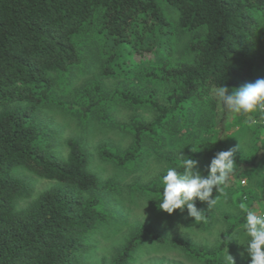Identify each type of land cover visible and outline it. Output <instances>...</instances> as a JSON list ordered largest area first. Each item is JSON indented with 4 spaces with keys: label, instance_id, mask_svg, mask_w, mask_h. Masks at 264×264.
Returning <instances> with one entry per match:
<instances>
[{
    "label": "trees",
    "instance_id": "1",
    "mask_svg": "<svg viewBox=\"0 0 264 264\" xmlns=\"http://www.w3.org/2000/svg\"><path fill=\"white\" fill-rule=\"evenodd\" d=\"M75 71L114 79L143 75L166 86V103L154 99L153 91L143 98L117 90L108 99L151 107L154 118L121 123L133 136L131 145L102 146L104 159L131 170L149 139L161 149L198 129L206 136L191 138V151L169 157V163L182 171L180 161L190 157L202 171L209 151L222 143L229 126H241L246 115L226 111L213 89L223 84L233 92L264 78V0H0V264H89L86 254L108 221L103 190L113 184L101 182L89 169V155L75 138L66 141L67 154L61 156L53 147L56 128L41 112L50 103L77 108L55 95L70 85ZM89 82L81 89L82 116L97 113L100 121H110L102 111L106 97L99 95L98 82ZM250 116L264 127V114ZM257 157L247 164L254 165ZM17 168L55 185L19 207L30 187ZM146 189L157 196L159 207L163 184ZM243 194L238 201H249V193ZM196 205L206 218L211 216L205 202ZM245 215L234 226L244 224ZM234 226L214 252L178 238L173 242L198 259L218 261ZM145 236L165 240L141 226L108 264H130Z\"/></svg>",
    "mask_w": 264,
    "mask_h": 264
},
{
    "label": "rangeland",
    "instance_id": "2",
    "mask_svg": "<svg viewBox=\"0 0 264 264\" xmlns=\"http://www.w3.org/2000/svg\"><path fill=\"white\" fill-rule=\"evenodd\" d=\"M173 55L175 57L177 54L174 52ZM73 74L70 85L65 90L57 91L55 95L77 104V108L67 110L50 103L41 108V112L44 120L56 128L53 147L58 153L66 156V141L75 138L89 155V169L97 174L101 182L110 181L114 186L111 190H103L104 208L109 212V218L99 229L93 248L86 254V261L89 264H108L110 257L124 245L131 234L139 227L146 226L158 232L165 240L160 242L148 236L143 237L132 252L130 264H227V253L233 256L235 264H250V257L244 246V224H234L244 213L240 209L242 203L257 212L264 211V151L257 152L260 140L264 139V127L258 125L263 124V121L246 114L243 124L239 126L233 123L229 126L228 135L222 143L206 155V165L201 171L205 175L207 166L216 152L236 149L237 165L223 190L214 191L217 203L211 206V216L206 218L203 215V219L196 221L187 216L186 210L183 213L176 210L169 215L154 203L157 196L146 187L152 183L161 185V174L169 167H174L173 163H169V157L175 159L178 155L191 151V138H204L205 131L197 129L192 135L167 142L161 149L157 148L159 144H154L149 139L143 146L134 169L118 166L103 158L101 147H129L133 136L120 124L131 121L134 117L148 122L154 118V110L151 107H132L123 103L120 105L108 99L117 90L138 93L143 98L153 91L154 99L166 103V86L143 75L114 79L100 77L94 72L81 75V72L75 71ZM92 79L98 82L101 91L99 95L106 97L102 111L110 117L108 122L100 121L97 113H90L88 117L81 114L80 107L85 103L81 89L87 87ZM94 96L97 95L92 93V97ZM249 118L259 126L257 130L253 131V128L246 124ZM256 154L258 157L255 164H247ZM244 166L246 168H243ZM16 173L30 187L29 197L19 200V207L25 206L41 192L55 185L54 181L40 178L22 168H17ZM245 191L249 193L250 200L239 202L238 198H241ZM232 226L233 233L218 253L219 262L198 259L173 242L178 238L189 242L193 247L214 252L219 247L223 234ZM241 252H244L243 257Z\"/></svg>",
    "mask_w": 264,
    "mask_h": 264
},
{
    "label": "clouds",
    "instance_id": "3",
    "mask_svg": "<svg viewBox=\"0 0 264 264\" xmlns=\"http://www.w3.org/2000/svg\"><path fill=\"white\" fill-rule=\"evenodd\" d=\"M217 102L230 113L264 114V78L256 79L230 92L225 85L213 89ZM236 149L230 148L216 152L207 166V174L198 168V161L186 157L180 161V169L169 167L162 178L163 191L159 208L169 215L180 210L187 216L199 221L203 219V211L196 205L197 201L205 202L209 207L217 200L214 191H222L230 174L236 167ZM246 213L243 225L246 237L245 251L250 257V264H264V212L258 213L240 204ZM240 255L243 257L244 252ZM227 264H235L233 256H225Z\"/></svg>",
    "mask_w": 264,
    "mask_h": 264
},
{
    "label": "built area",
    "instance_id": "4",
    "mask_svg": "<svg viewBox=\"0 0 264 264\" xmlns=\"http://www.w3.org/2000/svg\"><path fill=\"white\" fill-rule=\"evenodd\" d=\"M261 212H264V211H260V212H258V213H261ZM246 216V215H245Z\"/></svg>",
    "mask_w": 264,
    "mask_h": 264
}]
</instances>
